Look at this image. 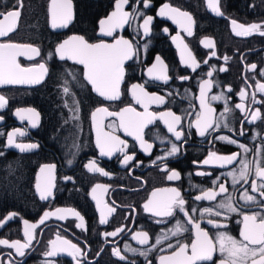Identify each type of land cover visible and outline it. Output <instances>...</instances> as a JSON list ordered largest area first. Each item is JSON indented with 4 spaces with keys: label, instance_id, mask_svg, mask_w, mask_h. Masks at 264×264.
<instances>
[{
    "label": "flooded vegetation",
    "instance_id": "1",
    "mask_svg": "<svg viewBox=\"0 0 264 264\" xmlns=\"http://www.w3.org/2000/svg\"><path fill=\"white\" fill-rule=\"evenodd\" d=\"M105 2H107V10L104 9ZM15 3L16 0H0V10H3L5 6L11 7ZM48 3L49 0H23V10L17 30L4 39H0V42L12 41L41 46L42 57H37L36 61L18 57L23 66L35 64L49 51L54 50L58 42L72 35H83L89 42H98L99 21L107 17L114 9V0H94L93 3L97 9L93 11L91 19L83 23L79 17L80 8L72 0L74 15L72 22L67 28L52 30L47 15ZM165 3H170L171 6L192 15L194 20L192 35L185 33L181 25L157 15L159 8ZM130 7L126 10H130ZM220 8L224 13L222 16L216 15L209 8L208 0H151V7L144 9L148 15L154 17L150 26V35L148 37L141 35L137 38L140 49L139 59L126 63L125 80L121 85V99L111 102L110 110H119L131 105L142 112L143 109L134 103L128 89L133 83L147 82L145 86L149 93L165 98L164 104L159 106L153 104L149 107V111L154 113L172 111L182 116L184 119L180 128L183 129L184 139L187 142L182 144L181 141H176L172 133L168 132L165 123L157 119L144 129L145 141L153 144V148L149 150L151 155H148L140 148L137 141L126 136L123 131H119L116 134L128 143L126 152L135 154V159L127 167L121 165L122 158L119 153L111 159L99 156L90 114L100 103V98L83 80L82 66L69 61L49 60V74L42 83L0 86V95L7 99V106L0 110V117H3L0 121V133H5L0 135V152L4 153L0 156V219L6 218L10 213L17 214L0 228V239L24 242L23 221L38 224L45 211H54L56 208H70L84 217L82 228L76 227L79 220L70 214L63 220L53 217L47 219L44 224H39L33 230L35 239L32 241L31 249L28 250V255L23 258L24 264H42L45 259L54 260L56 264H75V261L66 253L52 258H46L43 255L50 248L49 242L56 240L57 234L87 250V260L83 264H130L132 261L135 264H149V262L160 264L159 257L170 255L172 252L167 245L175 244L177 240L189 243L194 238V229L192 225L186 223L182 213L177 212L171 218H160L153 217L144 211L142 205L156 189L179 188L189 209L192 207H197L199 210L205 207L215 208L217 203L231 195L235 207L249 213L261 211L253 202L245 204V201L240 198L244 188H248L250 194L258 197L257 193H251V178L249 184L241 181L235 188L232 187V179L227 173L238 172L240 168L238 162L223 168L218 166L219 162L211 165L202 164L210 152L226 156L241 151L236 144L226 143L217 138L220 136L234 139L250 149L246 153L247 160L264 158V103L255 105L249 103L250 94L255 91L256 81L264 83V77L259 75L260 70L264 69V36L258 33L238 36L233 31L231 22L235 20L238 24L245 26L253 23L264 26V0H220ZM141 22L142 20L137 21V24ZM164 28L168 29L167 33L163 31ZM121 34L126 38L135 35L133 29L127 26ZM176 36L188 45V50L201 64L196 72H192L181 62L182 45L178 47L180 40L174 42L173 37ZM205 39H211L214 47H205L202 43ZM145 45H147L146 51ZM213 52L215 56L212 55ZM157 55L167 67V75L170 77L167 83L152 81L148 77L147 69L155 62ZM225 56L229 58L227 61L223 59ZM185 59H187L186 53ZM205 59L208 60V64H203ZM251 64L257 65L255 71L248 70L247 66ZM209 65H214L217 69L212 77L205 75L211 70ZM221 67L227 70L219 71ZM69 70L75 72L74 77L66 75ZM181 76L191 78L181 81L178 78ZM253 77L255 79H252ZM65 79L68 82L67 86L75 94V100L79 101V112L76 113L78 119H73V112L65 107L66 101L70 106L73 104V97L63 93ZM201 80L212 82L210 91L206 93V103L215 110L210 118L220 121L221 124L218 130L209 129L204 137L197 134L195 127L189 128V123L194 124L196 116L200 114L198 82ZM249 84L252 87H248ZM229 86L232 89L231 92L228 91ZM241 89L249 93V97H246L243 102L244 108L251 109L252 112L256 108L260 109L261 118L253 123H248L245 113L235 108L237 103H241L238 95ZM221 93L228 98V107L231 109L230 112L224 113L223 117L220 113L224 112V101L211 100V96ZM256 98L264 100V95L256 92ZM27 108L33 109L38 114L35 118V127L28 119L22 121L15 115L17 109ZM252 112H248V119H251ZM112 119L106 118L104 123L107 124ZM225 124L228 127H224ZM229 128L232 131H229ZM241 128L244 135L239 134ZM16 129L25 133L23 136L17 135L14 138L16 143L36 144L38 147L21 152L15 147L6 146V134ZM159 138L173 141L181 146L180 152L166 161L169 169L180 173L178 180L169 181L167 174L158 166L163 165L165 161H157V157L162 156L171 147V144L167 142L162 144ZM258 150L259 155H257ZM91 159H96L98 166L109 172L110 176L90 173L85 165ZM194 161L200 162L199 166L194 164ZM138 162L141 163L138 164ZM47 164L55 165L54 187L53 196L43 201L35 190V183L36 177L41 175L40 168ZM198 171L210 172L211 175H196ZM66 177H71L72 180H66ZM217 177L228 191L217 195L212 201H195L194 196L202 194V189L214 188L212 182ZM97 183L107 187L106 192L99 189L96 192L97 197L102 201L100 208H97L91 192ZM104 204L113 206L116 210L113 213H107L105 210L108 223L101 225L100 211ZM226 215L227 220L224 219V214L220 217L205 216L204 219H200L198 211L196 219L213 239L217 232H226L239 239L242 224L237 221L242 217L235 213ZM158 219L166 222L155 223ZM208 219L226 224L227 227L215 228L207 223ZM177 220H180L189 231L165 240L162 245L157 246L156 237L162 231L174 228ZM120 227L124 228L123 232L105 239L103 233L115 231ZM140 231L148 233L149 244L153 246L146 257L139 252L146 251L149 246L141 245L132 238ZM126 245L139 251L136 254L127 252L124 250ZM114 247L120 249L126 257L125 261L119 260L112 254ZM101 248L103 252L97 256ZM161 248L164 251H161ZM8 253L13 255L9 256ZM20 259L15 256L13 249L0 246V264H16ZM214 259L218 260L219 256H214Z\"/></svg>",
    "mask_w": 264,
    "mask_h": 264
},
{
    "label": "snow or ice",
    "instance_id": "2",
    "mask_svg": "<svg viewBox=\"0 0 264 264\" xmlns=\"http://www.w3.org/2000/svg\"><path fill=\"white\" fill-rule=\"evenodd\" d=\"M129 6H131L130 10H126L129 9ZM208 6L216 15H224L220 8V0H208ZM150 7L151 0H114V10L107 17L99 21L98 42H89L83 35H72L58 42L54 50L49 51L41 60L30 66H23L19 62L18 57H24L29 61H36L37 57H42L40 45L12 41L0 42V86L40 84L49 74V60L58 59L59 61H72L73 64L82 66L81 75L83 80L91 86L92 92L100 98V103H98L90 114L92 128L95 133V146L99 151L100 157H108L111 159L114 155L119 153L122 158L121 165L123 167H127L129 163L135 159L134 153L128 154L126 152L128 143L116 134L119 131H123L126 136L132 137L139 143L140 148L146 154L151 155L149 150L153 148V144L145 141L144 129L157 119L165 123L168 132L172 133L176 141H181L182 144L186 143L187 141L184 139L185 133L183 129L180 128L181 122L184 119L182 116L176 115L172 111H165L163 113L149 111V107L153 104L157 106L164 104L165 98L155 93H149L145 86L147 82L133 83L128 89L134 103L143 109L142 112L137 111V109L131 105L122 107L119 110H110L111 102L121 99V85L125 80L126 63L139 59L140 49L137 38L141 35L143 37H148L150 35V26L153 23L154 17L148 15L144 11V9ZM22 10L23 0H16L15 5L11 7L5 6L3 10H0V38L7 37L17 30ZM47 15L49 26L52 30L67 28L74 18L72 0H49ZM157 15L181 25L185 33L192 35L194 20L189 12L173 7L170 3H165L159 8ZM140 20H142V22L137 24V21ZM231 22L233 31L238 36H248L253 33L264 36V26L261 24L253 23L245 26L243 24H238L235 20ZM126 26L133 29L135 33L133 37L126 38L121 34ZM237 29L239 30L237 31ZM163 31L167 33L168 29L164 28ZM173 40L174 42L180 40V37H173ZM202 43L207 48L214 47L211 39H205ZM181 45V62L185 67L190 68L192 72H196V70L201 67V64L196 60L192 52L188 50V45L184 44L182 40H180L178 47ZM146 49L147 45H145V51ZM185 53L187 54V59H185ZM212 55L215 56V52H213ZM223 59L227 61L229 58L225 56ZM203 64H208V60L205 59ZM209 68L211 70L207 71L205 75L207 77H212L217 69L214 65H209ZM247 68L250 71H255L257 65L251 64L248 65ZM226 70L227 69L223 67L219 69V71ZM147 74L152 81L167 83L170 79L167 75V67L158 55L152 66L147 69ZM66 75L74 77L75 72L69 70ZM259 75L264 77V69L260 70ZM178 78L184 81L191 77L181 76ZM252 79H255V77ZM67 83L65 79L63 93L66 96L71 95L73 97V104L70 106L66 101L65 107L70 108L73 112V119H78L79 117L76 113L79 112V101L75 100V94L71 92ZM247 86L252 87L250 84ZM198 87L200 92V114L196 116L194 124L191 122L189 123V128L195 127L197 134L204 137L206 133L209 132V129L213 131L218 130L221 124L220 121H214L210 118L215 110L206 103V93L210 91L212 82L209 80H201L198 82ZM228 91H232L230 86ZM256 92L264 95V83L256 81L255 91L250 94L249 99V103L252 105L264 103V100H258L256 98ZM238 95L241 103H237L235 108L245 113L247 122L253 123L255 120L260 119L261 115L259 108H256L254 112H252L251 109L246 110L243 106V102L246 97H249V93H247L245 89H241ZM211 100L224 101V112L220 113L221 117L224 116V113L231 111L228 107V98L223 93L211 96ZM6 106V97L0 95V110H3ZM248 112H252L251 119H248ZM15 115L22 121L28 119L33 127L36 126L35 118L38 114L33 109H17ZM109 117L113 119L105 124V119ZM2 120L3 117H0V121ZM224 127H228V125L225 124ZM229 131H232V129L229 128ZM24 134L25 133L19 129L8 132L6 134V146L15 147L21 152L37 148L38 145L36 144L15 142L14 138L17 135L23 136ZM239 134L244 135L243 128H241ZM0 135H5V133H0ZM217 138L226 143L236 144L241 151L226 156L210 152L208 157L202 161V164L211 165L214 162H219L218 166L223 168L226 165L238 162L240 165L238 172L230 171L227 173L232 179V187L235 188L241 181H243L244 184H249L251 178V193H257L259 198L257 195L250 194L248 188L243 189V195L240 198L245 201V204L253 202L261 211L249 213L235 207L231 195L226 196L217 203L215 208L205 207L199 210L197 207H192L189 209L186 207L187 201L182 196L179 188L172 187L154 190L147 201L142 205L146 213H150L153 217L171 218L179 212L186 218V223L192 225V229H194V238L189 243H183L177 240L175 244L169 243L167 245L169 249H172V252L170 255L160 256V264H264V203H262V201H264V158L249 161L246 159V153H248L250 149L245 145L225 136ZM159 139L162 144L167 142L171 144V147L167 149L162 156L157 157V161H165L163 165L158 166H160L161 171L167 174V179L169 181L178 180L180 179V173L177 170L169 169L166 161L170 157H175L180 152L181 146L173 141H166L164 138ZM2 155H4V153L0 152V156ZM257 155H259V150ZM68 162L71 164V160ZM139 163L141 162H138V164ZM154 163H156V161H154ZM193 163L198 166L200 164V162L196 161ZM85 167L90 173L110 176L109 172L98 166L96 159L89 160ZM54 168L55 165L52 164L43 165L39 170L41 175L36 177L35 190L39 198L43 201H47L53 196ZM195 174L211 175L210 172L199 171ZM65 179L72 180L71 177H66ZM212 183L214 185L212 190L202 189V194L194 196V200L212 201L215 200L217 195L228 191L224 184L220 183L219 177L214 179ZM217 188L218 191H216ZM98 189L102 192H106L107 187L97 183L91 189L92 199L96 201L97 208H100L102 201L96 195ZM105 210L107 213H113L116 209L108 204L103 205L99 218V223L101 225L108 223ZM133 211H135V209H133ZM198 211L200 219H204L205 216L220 217L224 214V219L227 220V213H235L241 216L242 219L237 221V223L242 224L240 238L237 239L226 232H217L215 238H211L208 231L202 228L200 221L196 219ZM69 214L79 220L76 227H84V217L81 216L79 212L70 208H56L54 211H45L38 224H30L27 220L23 221L24 242L20 240L10 242L8 239H0V246L13 249L15 256L21 258L16 264H24L23 258L28 255V250L31 249L32 241L35 239L33 230L37 228L39 224H44L47 219L54 217L57 220H63ZM16 215V213H10L6 218L0 219V228H2L7 221L15 218ZM164 222L166 221L163 219L155 220V223L158 224ZM207 223L215 228L227 227L226 224L212 219H208ZM123 231L124 228L120 227L115 231L105 232L103 235L105 239H107V237H115ZM188 231L189 229L185 227L180 220H177L174 228L162 231L161 234L156 237L155 244L157 246L162 245L165 240L178 237L182 233ZM132 238L137 240V243L141 245L149 246L146 251L139 252L140 255L146 257L148 251L152 250L153 247L149 244L148 233L146 231H140ZM49 244V250L43 253L46 258H52L66 253L75 261V264H83V262L87 260L86 249H82L77 244L63 239L59 234H57L56 240L50 241ZM124 250L132 252L133 254L139 251L128 245L125 246ZM160 250L164 251L163 248ZM101 252H103V248L97 252V256H99ZM112 254L121 261L126 260V257L121 253L119 248L114 247L112 249ZM8 255L12 256L13 253H8ZM216 255L219 256L218 260L214 259ZM42 264H56V262L54 260L45 259ZM130 264H135V262L132 261Z\"/></svg>",
    "mask_w": 264,
    "mask_h": 264
},
{
    "label": "trees",
    "instance_id": "3",
    "mask_svg": "<svg viewBox=\"0 0 264 264\" xmlns=\"http://www.w3.org/2000/svg\"><path fill=\"white\" fill-rule=\"evenodd\" d=\"M76 4H78V7L80 8L79 17L81 20H83V23H87L92 16L93 11H95L97 8L95 7V4L93 3L94 0H73ZM101 1V0H99ZM106 3H104V9L107 10ZM100 11V7H99ZM106 12V11H105ZM101 13V11H100ZM102 14H100L101 16Z\"/></svg>",
    "mask_w": 264,
    "mask_h": 264
},
{
    "label": "water",
    "instance_id": "4",
    "mask_svg": "<svg viewBox=\"0 0 264 264\" xmlns=\"http://www.w3.org/2000/svg\"><path fill=\"white\" fill-rule=\"evenodd\" d=\"M114 10V9H113ZM5 38V37H4ZM4 38H0V39H4ZM106 39V38H105ZM69 62H71L72 63V61H69ZM129 62V61H128ZM79 66H81V65H79Z\"/></svg>",
    "mask_w": 264,
    "mask_h": 264
}]
</instances>
